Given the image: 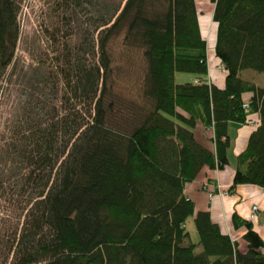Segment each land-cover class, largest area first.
Masks as SVG:
<instances>
[{
  "label": "trees",
  "instance_id": "16d2710c",
  "mask_svg": "<svg viewBox=\"0 0 264 264\" xmlns=\"http://www.w3.org/2000/svg\"><path fill=\"white\" fill-rule=\"evenodd\" d=\"M209 1L223 87L208 81L196 0H60L63 19L69 9L83 13V37L49 88L50 73L38 75L15 118L7 154L21 160L15 191L29 199L11 264H264V239L249 221L232 215L234 228L245 227L241 251L184 194L204 167L228 163V125L251 115L260 124L236 156L229 192L264 188V86L251 78L264 74V0ZM17 8L0 0V74L13 57ZM121 30L146 63L148 105L130 125L110 122L107 99V46ZM178 73L191 77L178 81ZM198 128L211 130L212 148Z\"/></svg>",
  "mask_w": 264,
  "mask_h": 264
},
{
  "label": "rangeland",
  "instance_id": "374dc122",
  "mask_svg": "<svg viewBox=\"0 0 264 264\" xmlns=\"http://www.w3.org/2000/svg\"><path fill=\"white\" fill-rule=\"evenodd\" d=\"M17 7L13 57L10 65L0 74V264L12 263L13 251L9 247L19 233L28 207L26 200L29 199L27 195L22 197L15 191L22 179V172L18 171L21 160L18 154H7L11 151L7 144L16 132L15 118L20 114L27 95L40 86L36 83L38 75L48 71L50 77L46 87L54 83V73L64 65L66 50L71 45L79 47L84 28L81 24L84 15L78 9L65 11L69 21L61 17L60 0H17ZM208 7L210 4L208 6L204 0L197 3L201 24L208 20ZM124 34V30L116 33L107 46L111 60L107 99L113 103L110 114L113 125L115 122L134 124L142 114L141 110L148 105L142 96L146 68L143 49L128 43ZM214 42V30L209 29L207 52L211 51L209 56L216 57L212 50ZM77 56L81 60L87 58L81 51ZM182 76L186 74L178 73L176 79L180 81ZM187 227L190 239L197 241L193 222Z\"/></svg>",
  "mask_w": 264,
  "mask_h": 264
},
{
  "label": "crops",
  "instance_id": "0c3cea01",
  "mask_svg": "<svg viewBox=\"0 0 264 264\" xmlns=\"http://www.w3.org/2000/svg\"><path fill=\"white\" fill-rule=\"evenodd\" d=\"M204 1L208 3V6L210 4V8L208 7L209 16L207 22L203 24L200 22L199 25L207 39L208 30L213 29L215 32V25L211 19L213 5L209 0ZM196 2L198 3L200 0H196ZM209 50H211V46ZM210 52H207L208 79L217 87H223L225 71L221 69L222 66L218 58L209 56ZM241 75L244 77V74L241 73ZM190 77L186 75L180 78L190 79ZM251 78H255L258 86H264L263 73L258 75L251 73ZM244 97L248 99L249 94H245ZM250 117L255 118L257 116L251 115ZM255 127L245 123H229L228 136L230 146L227 150L228 163L219 170L204 167L193 181L186 183L184 186V194L193 201L195 210L209 211L211 219L219 225L223 233L230 235L232 239L238 242V247L241 251L245 250V242L242 239L245 227H233V214L249 221L253 230L264 239V188L254 184H238L233 191L229 192L236 165V156L245 149L248 136ZM197 131L198 141L212 148L213 144L209 141L212 135L211 130L198 128ZM208 192H211V196H208ZM254 205L257 206V209L255 216L251 218L250 213Z\"/></svg>",
  "mask_w": 264,
  "mask_h": 264
},
{
  "label": "built area",
  "instance_id": "2783aa9c",
  "mask_svg": "<svg viewBox=\"0 0 264 264\" xmlns=\"http://www.w3.org/2000/svg\"><path fill=\"white\" fill-rule=\"evenodd\" d=\"M221 69L223 70L222 67H221ZM243 107L247 108L248 107L247 103H243ZM248 123L255 127V126H258L260 124V120H259L258 117L253 118V117L248 116L245 119V124H248ZM208 195L211 196V192H208ZM256 209H257L256 205L252 206V210H251V213H250V217L251 218H253L255 216Z\"/></svg>",
  "mask_w": 264,
  "mask_h": 264
},
{
  "label": "bare ground",
  "instance_id": "6f19581e",
  "mask_svg": "<svg viewBox=\"0 0 264 264\" xmlns=\"http://www.w3.org/2000/svg\"><path fill=\"white\" fill-rule=\"evenodd\" d=\"M208 81H210V80H208ZM207 82V81H206ZM243 108V107H242ZM255 117V116H254ZM241 124V123H240ZM210 183H211V181H210ZM206 184V183H205ZM201 186V185H200ZM217 186V185H216ZM205 188V187H204ZM216 188V187H215ZM205 191V190H204ZM209 191V190H208ZM214 192V191H213ZM218 193V192H217ZM219 195V194H218ZM223 195V194H222ZM229 196V195H228Z\"/></svg>",
  "mask_w": 264,
  "mask_h": 264
}]
</instances>
